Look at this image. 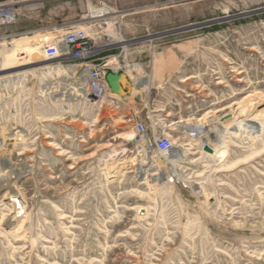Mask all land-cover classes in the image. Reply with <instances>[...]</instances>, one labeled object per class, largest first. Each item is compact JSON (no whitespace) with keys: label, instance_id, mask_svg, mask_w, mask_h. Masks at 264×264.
Wrapping results in <instances>:
<instances>
[{"label":"rangeland","instance_id":"obj_1","mask_svg":"<svg viewBox=\"0 0 264 264\" xmlns=\"http://www.w3.org/2000/svg\"><path fill=\"white\" fill-rule=\"evenodd\" d=\"M12 25L26 29L0 26V106L16 123L0 133L14 162L0 174L15 187L0 205V264H264V111L250 115L252 101L264 110V0H30ZM75 29L148 86L119 72L120 109L84 91L67 100L69 72L30 62ZM11 62L21 65L3 72ZM131 115L172 134L183 158L146 154ZM203 123V138L186 133Z\"/></svg>","mask_w":264,"mask_h":264},{"label":"built area","instance_id":"obj_2","mask_svg":"<svg viewBox=\"0 0 264 264\" xmlns=\"http://www.w3.org/2000/svg\"><path fill=\"white\" fill-rule=\"evenodd\" d=\"M28 2H30V0H5L0 2V26L14 24L18 20L20 14H23V8L24 6L27 7ZM41 50L46 62H50L54 66H57V68L69 72L68 79L72 81L74 86V91H69L76 95L73 102L81 100L82 91H84V95L93 99L95 103L100 102L101 104L110 105L113 109H120L126 104L127 99L111 91L107 81V74L111 71L124 72L132 82H135L136 86L141 87L139 86L140 82L138 80L140 75L134 64H130L126 61L123 62L118 54L102 56L104 52L103 47L97 45L95 40L92 42L91 38L82 29L67 31L60 37L43 43ZM11 104L14 106V103ZM3 113L4 109L0 106V133L9 130L8 126H11L12 129L16 125L15 115H9L7 118H4ZM129 120H133L137 144L141 146L146 154L151 156H167L171 154L175 146H180L177 141L173 139L172 134L161 132L158 126L155 127L151 125V128H149V125L143 120L136 119L135 115H131ZM203 125V130L199 128L184 130L187 131L186 133L193 137V139L199 140L203 138L204 132L208 133L206 130L209 129V126L204 123ZM18 129L20 128L14 129L15 136H26L27 131L23 134H16ZM23 129L27 130L26 128ZM4 136L5 135H2L0 137ZM200 144L205 145L201 141ZM2 147L3 138L2 141H0V156H3L1 154ZM3 158L8 157L3 156ZM27 162H29L27 159L23 163L21 161V164L24 165L23 170L26 171L22 174H25V176L30 172L31 167L30 163ZM13 163L11 165H13ZM2 164L3 163L0 161V171L3 169L7 170V167L4 168ZM7 177L9 176L7 175ZM11 195L13 196L12 199L8 200L12 202V210L18 215L25 213V198L21 192L17 191Z\"/></svg>","mask_w":264,"mask_h":264},{"label":"bare ground","instance_id":"obj_3","mask_svg":"<svg viewBox=\"0 0 264 264\" xmlns=\"http://www.w3.org/2000/svg\"><path fill=\"white\" fill-rule=\"evenodd\" d=\"M98 11L100 10V12L99 13H95L94 11H96V10H92L94 13L92 14L93 16H100V15H102V9H97ZM102 18V17H101ZM121 41V40H120ZM42 53V52H41ZM40 53V54H41ZM40 54H38V56L40 55ZM35 59H36V57H35ZM45 61V59L44 58H42V60H40V62L39 61H37V60H34L33 59V61L32 62H30V63H32V65H31V67H33V66H36V65H39V64H47V62H44ZM29 63V64H30ZM135 64V63H134ZM14 65H18V66H20L21 64L20 63H18V64H15L14 62H11V63H9V64H7V66H5L4 67V69H3V72H8L9 70H12V69H14V67L13 68H6V67H11V66H14ZM50 64H48V66H49ZM51 66V65H50ZM139 66V65H138ZM26 67H30V66H26ZM55 67V66H54ZM34 68V67H33ZM38 68V67H37ZM36 68V69H37ZM52 68V67H51ZM29 69V68H28ZM27 69V70H28ZM141 69V68H140ZM22 70V69H21ZM26 69L25 70H23L21 73H27L28 71H27ZM32 71V70H31ZM2 72V73H3ZM33 74V73H32ZM11 75V74H10ZM20 75V74H19ZM140 75V77H139V86H142V87H144V86H148V84H149V81H150V78L149 77H147V76H142L141 75V73L139 74ZM127 76V75H126ZM2 77V76H1ZM7 77V76H6ZM6 79V78H5ZM129 80V79H128ZM7 81V80H6ZM2 82V81H1ZM18 84V83H17ZM50 84V83H49ZM51 85V84H50ZM55 85V84H54ZM53 85V86H54ZM58 85V84H57ZM60 85V84H59ZM47 86V85H46ZM56 86V85H55ZM64 87V86H63ZM66 87V86H65ZM64 87V90L61 92L62 94H63V96H65V97H67V100H69L70 102L71 101H73L74 99H75V94L74 93H72V92H70L69 91V89L66 87L65 88ZM133 87V86H132ZM141 87V88H142ZM146 88V87H145ZM147 89H148V87H147ZM144 90V89H143ZM47 91V90H46ZM51 91H59V88L57 89V88H55V89H51ZM44 93V92H43ZM47 93V92H46ZM50 93V92H49ZM56 93H58V92H56ZM260 93V92H259ZM45 94V93H44ZM254 95V93L253 94H249V95H247V96H245V98L242 100V101H239V102H234L235 104H238V106H244V102L247 100V99H250V100H252L251 99V97H254L253 96ZM55 97V96H54ZM58 97V96H57ZM130 97V96H129ZM260 98V97H259ZM258 98V99H259ZM61 99V98H60ZM59 101V100H58ZM261 101L262 100H255V101H252L251 102V108H252V114H250V115H260L264 110L263 109H261V108H258L259 106H260V103H261ZM74 103V102H73ZM72 104V103H71ZM4 105V104H3ZM73 105V104H72ZM6 106V105H5ZM233 107V106H232ZM226 108H228V109H230V106H227ZM225 108V109H226ZM239 107H237L236 108V110H231L229 113H231V114H233L234 116L233 117H231V118H236V114H237V110L239 111ZM222 110V109H221ZM216 112V111H215ZM7 113V112H6ZM228 113V114H229ZM227 114V113H226ZM226 114H224V115H226ZM12 115V114H11ZM262 115V114H261ZM228 118H229V116H227ZM227 117H225L224 118V121H226V119H228ZM241 116H239L238 118H240ZM6 118V117H5ZM217 118V117H216ZM195 119H194V117H189L188 119H185V120H181L180 119V121H178L177 123H179V122H187V124H191L190 122L191 121H194ZM216 120V119H215ZM233 120V119H232ZM217 122H218V120H217ZM230 124V123H229ZM186 125V124H185ZM191 125H193V124H191ZM222 125V124H221ZM197 126H198V124H197ZM200 126V125H199ZM198 126V127H199ZM228 126V125H227ZM187 127V126H186ZM191 128L190 129H193V128H195L194 126H190ZM188 128H189V126H188ZM197 128V127H196ZM200 129V128H199ZM26 130H24V129H18L17 130V132H16V134H23L24 132H25ZM5 134V133H4ZM2 135V134H1ZM14 135V134H13ZM6 136V135H5ZM25 136V135H24ZM132 137H134V136H132ZM5 138V137H4ZM4 138H3V140H4ZM214 140H216V142L218 143V141L220 142L221 141V139L219 138V137H216L215 136V139ZM221 147H223V148H225V146H221ZM221 147L219 148V150H217L216 152H214V153H218V154H220V157L221 158H224V157H226L227 156V152H228V150L227 149H222V150H220L221 149ZM9 148V147H8ZM178 148H181V149H178ZM178 148H174L173 150H175V158H183V154H184V151H186V150H188L187 148H185V147H182V146H179ZM214 148V146L212 145V149ZM172 150V151H173ZM172 153V152H171ZM257 153V152H256ZM182 156V157H181ZM215 156V155H214ZM247 157H249V156H247ZM247 157H245V158H239V159H237V160H234L231 164H230V166H234V165H237L238 163H240V161L242 162L243 160H245V159H247ZM0 161L3 163L2 164V166H4V167H9V165L12 163L8 158H3V156H0ZM223 170V169H222ZM3 175L2 174H0V205H1V203H3L2 201H3V199H5L6 198V196H7V192L10 190L11 192H14L15 191V187H13V185L12 184H10L9 183V181H3ZM3 186H5V187H8L9 189L8 190H6V192L4 193V194H2L1 195V192H3ZM13 196H11V198H12ZM12 204V203H11ZM14 218H8V224H14Z\"/></svg>","mask_w":264,"mask_h":264},{"label":"water","instance_id":"obj_4","mask_svg":"<svg viewBox=\"0 0 264 264\" xmlns=\"http://www.w3.org/2000/svg\"><path fill=\"white\" fill-rule=\"evenodd\" d=\"M107 81L110 85L111 91L115 94H118L122 97L125 96V89L122 83V76L119 74V72H109L107 74ZM205 149L209 152L212 151V149L209 146H206Z\"/></svg>","mask_w":264,"mask_h":264},{"label":"crops","instance_id":"obj_5","mask_svg":"<svg viewBox=\"0 0 264 264\" xmlns=\"http://www.w3.org/2000/svg\"><path fill=\"white\" fill-rule=\"evenodd\" d=\"M1 1H5V0H0V2ZM25 27H15L14 25H11L10 26V32H11V34H19V33H23V32H25ZM1 35V34H0Z\"/></svg>","mask_w":264,"mask_h":264}]
</instances>
